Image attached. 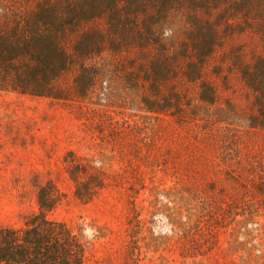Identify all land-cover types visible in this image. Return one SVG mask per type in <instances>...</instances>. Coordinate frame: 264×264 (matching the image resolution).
<instances>
[{"label": "rangeland", "instance_id": "obj_1", "mask_svg": "<svg viewBox=\"0 0 264 264\" xmlns=\"http://www.w3.org/2000/svg\"><path fill=\"white\" fill-rule=\"evenodd\" d=\"M184 27L165 20L164 42ZM240 41L210 59L212 103L181 73L156 90L154 46L94 55L85 93L75 67L59 96L0 90V224H23L51 181L61 201L49 214L81 233L85 264H264V129L247 121L250 92L230 65ZM83 167L90 186L95 169L105 179L89 199L70 174Z\"/></svg>", "mask_w": 264, "mask_h": 264}, {"label": "trees", "instance_id": "obj_2", "mask_svg": "<svg viewBox=\"0 0 264 264\" xmlns=\"http://www.w3.org/2000/svg\"><path fill=\"white\" fill-rule=\"evenodd\" d=\"M174 15L185 27L172 29L177 41L164 42L161 26ZM236 37L244 41L227 54L250 92L247 121L264 129V0H0V90L59 96L55 82L75 67L76 88L85 93L98 74L87 63L94 55L154 46L147 72L156 90L181 73L199 81L200 98L212 103L216 88L205 78L210 59ZM81 172L86 167L70 169L76 194L89 199L105 179L95 169L90 186ZM37 201L23 224H0V264H85L81 233L49 214L61 201L60 190L47 182Z\"/></svg>", "mask_w": 264, "mask_h": 264}]
</instances>
